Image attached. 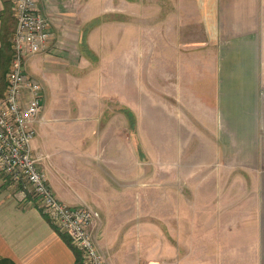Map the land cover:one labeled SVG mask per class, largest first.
I'll return each mask as SVG.
<instances>
[{
  "label": "crops",
  "instance_id": "obj_1",
  "mask_svg": "<svg viewBox=\"0 0 264 264\" xmlns=\"http://www.w3.org/2000/svg\"><path fill=\"white\" fill-rule=\"evenodd\" d=\"M140 1L147 6L134 7L133 0H123L120 9L116 0H35L52 38L25 65L31 63L32 75L26 72L42 86L43 99L63 66L65 72L78 70L64 40L83 41L87 33L91 39L99 27L108 56L117 55L108 34L118 23L116 12H124L126 24L134 23L139 10L136 22L149 25V10L155 11V35L148 31L142 38L157 54L155 161L142 145L127 95L109 93L87 103L83 91L73 107L88 112L84 118H100L101 129H81L77 152L55 149L51 132L64 120L83 117L50 112L43 100L33 153L43 156L40 165L59 200L98 214L93 229L106 264H180L182 248L190 249L186 262L198 264L192 262L197 247L207 251L208 264H264V0ZM84 24L97 26L80 31ZM131 37L119 52L125 57ZM72 81L78 90L81 79ZM95 91L89 89V99ZM113 130L119 139L101 143ZM121 145L130 159L115 154ZM60 152L62 162L53 161ZM182 206L189 207L188 215ZM0 261L77 264L75 251L34 200L2 175Z\"/></svg>",
  "mask_w": 264,
  "mask_h": 264
},
{
  "label": "rangeland",
  "instance_id": "obj_2",
  "mask_svg": "<svg viewBox=\"0 0 264 264\" xmlns=\"http://www.w3.org/2000/svg\"><path fill=\"white\" fill-rule=\"evenodd\" d=\"M133 3H134V7L138 6V8L140 6L146 5L144 2H141L140 0L137 1L133 0ZM137 3L138 5L136 6ZM116 5L117 8L120 9L121 5L123 6V0H116ZM154 10H156V8ZM137 11L138 13L135 12L133 14L134 23H126V24L124 23L125 22L123 15L124 12L122 13L120 11L116 12L117 15L116 22L118 23L116 25L114 24L115 28H111L108 34L109 37H111L112 41L115 39L114 44L116 43L117 46L116 48L117 55L112 54V56H108L109 42L107 39L102 38V36L104 35L103 33H105V31L99 27L95 30L97 31L96 32L97 34L95 35L96 37L95 36L93 37L94 39L92 38V36L91 39H88V33L87 34L85 33L86 36L83 39V41L81 37L80 39L73 41L64 40L63 45L66 48L69 47L70 49L69 56L73 59L74 65L78 66V70H74V71L71 70L69 72H65V70L63 69L65 67L63 66L62 70L58 71V75L55 76V79L53 80L54 87L52 86L47 87V90L45 91V96L42 99V101L44 100L43 103L46 106V108L50 109V112L54 111L59 114L63 113L66 116L68 115L71 117H75L81 114L83 119L78 122H76L75 120H69V121L64 120L63 127L59 128L57 133L54 131L51 132L50 138H51V142L55 146V149L65 150L66 153L77 152V150L81 149L83 145V144L80 145L82 143L81 141L82 139H80L78 136L79 131L81 129L83 128L85 129V127L89 131L90 129H93L95 131H99L101 129L99 124L100 118L99 119L97 118V120L95 118L93 119L92 118L88 119L87 117L84 118V115L88 112H84L81 109L77 112L74 109L73 107V102L75 104L74 96H77L78 98L82 97L80 93L78 94V91L79 92L83 91L85 93L83 96H85L87 103L96 100V98L98 99L100 95L107 96L109 95V93L111 97L117 99H119L121 96L123 97V95H127L128 105L133 109L134 123L136 124L137 127L139 126L142 145L144 148L150 150L149 151L150 156L152 157V160L155 161V153L152 150V148L156 149V137H157L156 136L157 114H158L157 106H156L157 105L156 104L157 54L155 50H153V48L155 49V46L151 45L150 43L148 46H146L145 44H143L142 38L144 35L146 37L149 36V33L146 34L148 31H150L152 35H155L156 22L158 19L156 17V12L149 10L150 16L146 18V21H150L153 19L152 23H150L149 25H145L140 23L139 20L138 22H136L138 16H140L139 10ZM146 24L148 23L146 22ZM92 26L94 25L92 24L81 25L80 31H85V29L87 28L91 29L93 28ZM124 26L126 27V29ZM130 34L132 35L131 37L132 47L128 55L125 57L124 52L122 54H120L119 52L124 50L125 48H128L127 42L129 40ZM131 51H132V55H131ZM111 52L112 51H110V53ZM126 58L127 61L125 60ZM25 69L28 73H30V71L32 70L31 63H26ZM126 70L128 73L127 75L125 74ZM76 75L82 81L80 82V84L82 83V85L79 87L78 90H76L70 85L71 83H73L72 79L74 77L76 78ZM94 85L98 87H92ZM109 85H111V87H109ZM83 87L84 89L81 90L80 88ZM89 89H92L93 91L96 90L95 91L97 92V94L95 95L96 97L89 99L88 96ZM75 90L77 91L76 93L77 95L75 94ZM85 107L88 108V106ZM141 118H142V122H141ZM122 120H124V118ZM137 121H139V124L141 123L142 124L141 125L137 124ZM101 122H103V120ZM124 122H126V120H124ZM76 128L78 129V131ZM114 128L117 129V126ZM88 130L85 132L84 134L85 136ZM114 130L111 131L110 133L111 138L104 136L102 138L101 143L106 142L108 139H112V138L119 139L118 137L115 136ZM85 136H83V139H85V141H88V138L91 137L90 135L88 136V138H86ZM32 141L33 143H35V139H32ZM31 145H32L31 147H33L32 142ZM32 149L33 151L36 150L38 151L37 148L34 149L33 147ZM57 154H58L57 157H53L52 160L56 161L58 159V163H61L63 160V153L60 152ZM115 154L118 156V158L122 157L123 161L127 160V158L130 159L128 149L124 148L123 145H121V150L117 151ZM133 154L135 156L134 152ZM41 161L42 163H44V160ZM13 183H16L19 186H21L22 190L25 191L26 194H28L30 199L34 200L35 205L37 206V198L29 186L27 185L25 186L21 182L13 181ZM149 189L150 192L152 188ZM150 194L152 193L150 192ZM167 210H172L171 205L166 206V211ZM182 211L184 216L188 215L189 207L182 206ZM169 235L166 234V237H169ZM202 235L205 236V233H203ZM206 236L208 237V233H206ZM189 250L190 249L188 248L187 249L182 248V253H186V254L184 255L185 258L182 259L183 262H181L180 264H188L185 259L186 256L190 254ZM200 250L202 252H200ZM193 251H194L193 255L195 253V255H197L198 257L197 256L195 257L194 255L195 259H193L192 262H198V264L199 263L208 264V257L204 258L206 259V262L203 261V257L207 253V251H204V248L199 249V247H197L194 248Z\"/></svg>",
  "mask_w": 264,
  "mask_h": 264
},
{
  "label": "built area",
  "instance_id": "obj_3",
  "mask_svg": "<svg viewBox=\"0 0 264 264\" xmlns=\"http://www.w3.org/2000/svg\"><path fill=\"white\" fill-rule=\"evenodd\" d=\"M12 12V55L0 93V176L31 188L40 212L69 236L82 264H106L93 229L98 214L85 205L70 206L59 200L40 165L43 156L36 157L31 147L43 93L40 83L27 75L25 62L28 56L47 49L52 38L48 19L35 0H13Z\"/></svg>",
  "mask_w": 264,
  "mask_h": 264
},
{
  "label": "trees",
  "instance_id": "obj_4",
  "mask_svg": "<svg viewBox=\"0 0 264 264\" xmlns=\"http://www.w3.org/2000/svg\"><path fill=\"white\" fill-rule=\"evenodd\" d=\"M2 4L3 8L0 12V93L5 87V76L9 69L12 55L10 37L15 28V18L12 12L13 0H2ZM54 228L61 235L63 240L75 251L77 264H82L80 254L71 245L69 236L66 233L60 232L56 227ZM0 264L7 263L0 261Z\"/></svg>",
  "mask_w": 264,
  "mask_h": 264
}]
</instances>
